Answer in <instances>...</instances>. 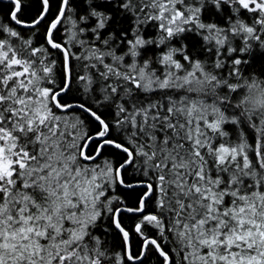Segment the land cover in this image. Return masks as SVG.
Masks as SVG:
<instances>
[{
	"label": "snow or ice",
	"instance_id": "obj_1",
	"mask_svg": "<svg viewBox=\"0 0 264 264\" xmlns=\"http://www.w3.org/2000/svg\"><path fill=\"white\" fill-rule=\"evenodd\" d=\"M0 264H264V0H0Z\"/></svg>",
	"mask_w": 264,
	"mask_h": 264
}]
</instances>
